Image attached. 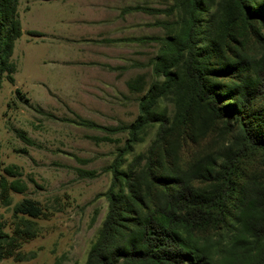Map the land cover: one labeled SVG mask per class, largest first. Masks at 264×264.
Returning <instances> with one entry per match:
<instances>
[{"label":"rangeland","instance_id":"obj_1","mask_svg":"<svg viewBox=\"0 0 264 264\" xmlns=\"http://www.w3.org/2000/svg\"><path fill=\"white\" fill-rule=\"evenodd\" d=\"M19 1L20 20L27 22V11L24 17L20 11L31 0ZM181 3L182 0H98L90 6L104 9L107 36L117 37L122 33L125 37L128 30L131 37L164 38L174 37L180 31L185 18ZM262 4L264 0H240L239 3L200 0L197 58L206 70V89L216 94L219 107L234 104L238 98L235 88L247 74L246 63L264 58ZM133 5L160 8L165 12L140 9L119 16L120 9ZM21 36L15 41L12 54L16 64L14 83L4 81L0 91V166L16 165L27 189L23 193H11V204H0L2 230L12 235L21 217L30 218L13 212L14 204L23 198L35 201L41 214L30 218L36 228L35 235L18 241L14 254L0 258V264H85L107 206L100 193L109 186L111 175L101 169L111 162L127 135L124 131L114 132L108 134L109 140L98 141L91 137L104 136V131L67 119L81 117L106 126L132 123L139 115L140 98L164 80L153 71L152 61L165 52L164 42L111 43L109 53L124 55L123 69L75 64L74 69L79 71L76 73L79 79L73 82L75 86L61 88L49 82L34 80L35 85L30 81V76L41 68L34 63L32 46L24 51L21 63L23 51L18 46ZM172 72V86L158 98L153 109L164 116L165 122L149 124L141 133L140 142L134 145L133 153L145 152L160 133L153 155L158 169L186 170L199 159L212 157L214 162L210 167L217 170L224 163V153L230 149L237 155L236 186L242 187L248 179L264 183L262 151L237 139L242 119L251 122L252 112L264 106V94L245 107L240 117L234 112L215 117L206 101L192 95L182 61ZM136 75H142L139 91L130 90L126 85ZM17 130L31 142H24L17 136ZM78 169H94L98 174L82 177ZM193 183L202 191L209 186L205 181ZM232 203H238V194ZM216 233V229L198 232L210 238H215Z\"/></svg>","mask_w":264,"mask_h":264},{"label":"trees","instance_id":"obj_2","mask_svg":"<svg viewBox=\"0 0 264 264\" xmlns=\"http://www.w3.org/2000/svg\"><path fill=\"white\" fill-rule=\"evenodd\" d=\"M18 3L19 0H0V91L4 81L14 83L16 64L12 54L15 41L22 35ZM199 5L200 0H182L185 18L180 31L174 37H155L164 42L165 52L152 59L153 71L164 80L140 98L139 115L132 123L106 126L81 117L67 119L104 131V136L91 137L98 141L109 140L108 134L114 132L124 131L127 135L111 162L101 169L111 175L109 186L100 193L107 206L85 264H264V183L248 179L242 187L236 186L237 155L232 150L224 153V163L217 170L210 167L214 162L212 157L201 158L186 170L158 169L153 155L160 133L145 152L133 153L134 145L140 142V135L149 124L165 122L164 116L153 109L158 98L172 86V68L180 61L192 95L206 101L215 117L231 112L240 117L245 107L264 94V58L261 57L246 63L247 74L235 88L238 98L234 104L219 107L216 94L206 89V70L197 58ZM261 7L264 9L263 4ZM131 9L165 12L139 5ZM28 34L41 33L28 31ZM141 81L139 75L126 85L139 91ZM251 122L242 119L237 139L260 149L264 163V106L252 112ZM16 133L24 142H31L22 131ZM78 171L82 177L98 174L94 169ZM20 176L16 165L0 166V204L9 205L11 193L26 191L27 184ZM196 180L207 182L208 188L198 189L193 183ZM237 194L235 205L232 201ZM13 212L36 218L41 209L32 199L23 198L14 204ZM30 218L21 217L12 235L2 230L0 219V258L12 256L18 241L35 235L36 228ZM209 229H216L215 238L198 234Z\"/></svg>","mask_w":264,"mask_h":264},{"label":"crops","instance_id":"obj_3","mask_svg":"<svg viewBox=\"0 0 264 264\" xmlns=\"http://www.w3.org/2000/svg\"><path fill=\"white\" fill-rule=\"evenodd\" d=\"M91 2L97 4L98 0H31L20 11L22 17L27 11V22L21 21L22 36L27 37L21 36L18 40V46L21 45L23 51L21 63L24 51H29L28 47L32 46L34 63L41 68L40 72L30 76L32 83L35 80L49 82L54 87H73V82L79 79L76 76L79 71L73 67L75 64H101L111 70L124 68L123 53H109L111 43L126 41L128 45L130 41L156 40L155 36L147 35L131 37L128 30L125 37L122 33L117 37L107 36L104 9L91 7ZM134 6L137 5L120 9L119 16L140 10L131 9ZM28 31L41 34L31 35Z\"/></svg>","mask_w":264,"mask_h":264}]
</instances>
